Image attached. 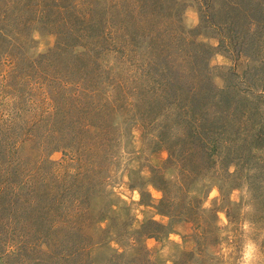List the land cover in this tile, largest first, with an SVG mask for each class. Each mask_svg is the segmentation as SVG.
<instances>
[{
	"label": "rangeland",
	"instance_id": "rangeland-1",
	"mask_svg": "<svg viewBox=\"0 0 264 264\" xmlns=\"http://www.w3.org/2000/svg\"><path fill=\"white\" fill-rule=\"evenodd\" d=\"M51 1L0 0V264H264V0Z\"/></svg>",
	"mask_w": 264,
	"mask_h": 264
},
{
	"label": "trees",
	"instance_id": "trees-1",
	"mask_svg": "<svg viewBox=\"0 0 264 264\" xmlns=\"http://www.w3.org/2000/svg\"><path fill=\"white\" fill-rule=\"evenodd\" d=\"M32 1H34L36 4H37V7H38V5H41V2H43V1H47V0H32ZM82 1H88V0H76V2H77V4L75 3L74 4V6H78V4L80 3V2H82ZM72 2V1H71ZM162 4V3H161ZM59 6V7H61V8H65V6H69L68 4H67V2H66V0H60V1H51V2H48V5L47 6ZM41 6H44V5H41ZM41 6H40V10L41 11H44V9H45V7L44 8H41ZM70 6H71V4H70ZM162 6H163V4H162ZM154 7V9L155 10H157V11H159V9H161V7H159L158 5L157 6H153ZM39 8V7H38ZM48 10V9H47ZM203 18H206V19H208V17L205 15V16H203ZM139 36V35H138ZM156 36V35H155ZM152 38H154V37H152ZM72 106H70V108H71ZM190 125H192V124H190ZM188 129V128H187ZM189 131L191 132L192 131V129H191V126L189 127ZM205 132V131H204ZM197 134V133H196ZM202 134H205V133H202ZM194 135H195V133H194ZM206 135V134H205ZM194 137H196V136H194ZM199 137V136H198ZM200 138V137H199ZM81 240H83L82 238H81ZM37 242H42V244H45L46 246H48V243L46 242V240H45V238H39L38 240H37ZM72 243V242H71ZM87 245V242L86 243H84V244H80V247H85ZM42 253H44V254H48V253H51V251L53 252V250L52 249H49V250H47V252L45 251H42V249L40 250ZM53 255H51L50 257H48L46 260H47V262H49V264H72L71 262V255L73 254V251H68V252H66V251H63L62 249L59 251V252H53L52 253ZM121 254H117L116 256H115V258H117V260H118V257L120 256ZM126 263H128V264H131V262H124V263H121V264H126ZM36 264H39V262H36Z\"/></svg>",
	"mask_w": 264,
	"mask_h": 264
},
{
	"label": "clouds",
	"instance_id": "clouds-1",
	"mask_svg": "<svg viewBox=\"0 0 264 264\" xmlns=\"http://www.w3.org/2000/svg\"><path fill=\"white\" fill-rule=\"evenodd\" d=\"M149 189L152 192L154 197H159L160 193L155 188H152L151 186H149ZM211 195L212 196L216 195L215 189L212 190ZM135 198H137V199L139 198L138 194L136 195ZM157 219H159V217H157ZM171 238L172 239H179L175 235H173ZM152 243H153V241H151V240L148 241L149 246H151ZM9 250L11 251L12 249L9 248ZM254 250H255L254 245H252L251 243L249 245H247L246 251L244 252L243 264H252ZM169 264H171V262H169Z\"/></svg>",
	"mask_w": 264,
	"mask_h": 264
}]
</instances>
